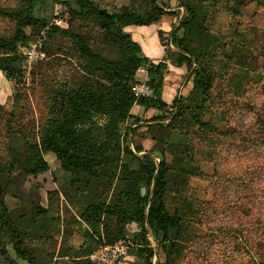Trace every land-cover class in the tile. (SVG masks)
Returning <instances> with one entry per match:
<instances>
[{
	"label": "rangeland",
	"instance_id": "rangeland-1",
	"mask_svg": "<svg viewBox=\"0 0 264 264\" xmlns=\"http://www.w3.org/2000/svg\"><path fill=\"white\" fill-rule=\"evenodd\" d=\"M24 1L0 0V38L9 39L15 33V15ZM91 1L111 13L129 10L147 17L156 9L167 11L155 25L164 58L157 64L151 62H165L173 70L164 76L171 86L175 81L176 88L170 90V97L163 93L169 108L155 111L152 118L133 116L131 110V118L119 126L112 151L105 155L106 161L119 162L102 164L97 177L65 170L48 153L44 159L50 170L45 174L28 176L13 167L16 157L24 161L29 145L39 144L47 127L57 121L63 96L84 88L105 91L101 73L77 54L70 39L50 29L83 37L103 59L114 62L121 58L117 43L81 16L76 0H43L38 5L35 16L47 27L38 31L27 28L29 42L18 49L17 56L23 58L22 53L37 47L45 58L32 68L24 63L19 66L21 82L14 88L16 81L7 80L12 97L0 108V183L25 247L37 264H97L91 257L102 247L103 225L113 227L116 220L85 223L81 215L87 207L105 202L115 205L123 199L124 177L139 169L135 158L152 153L158 164L160 154L165 153L173 166L185 151L188 160L184 164L192 160L191 168H198L214 160V171L206 172L207 180L191 182L184 196L189 200L185 217L179 213L181 202L175 188L169 191L168 210L181 219L179 237L178 230H173L171 241L163 242L162 235H154L147 226L151 248H145L141 226H130L129 239L124 242L127 255L117 264H146V249L153 252L152 264H166V255L170 264H264V0ZM185 4L198 13L197 25L189 31L183 28L189 20ZM58 19L63 21L62 28L55 24ZM177 63L183 64V72L178 74L173 73ZM201 69L211 85L194 99L195 75ZM144 70L136 73L134 95L149 81L148 67ZM175 99L180 101L177 109ZM194 117L209 128L200 129ZM147 140L151 144L144 148ZM172 241H178L179 248L173 249ZM0 264H27L16 256L1 222Z\"/></svg>",
	"mask_w": 264,
	"mask_h": 264
},
{
	"label": "trees",
	"instance_id": "trees-1",
	"mask_svg": "<svg viewBox=\"0 0 264 264\" xmlns=\"http://www.w3.org/2000/svg\"><path fill=\"white\" fill-rule=\"evenodd\" d=\"M43 0H25L23 8L20 9L16 17V30L9 39L0 38V72L8 80H15L16 88L21 82L19 76V66L24 63L22 57L17 56L20 47H25L29 42L26 34L27 28L38 31L46 29L47 23L39 20L35 16L38 5ZM80 9V14L85 19L97 26L105 35L117 43L121 50V58L118 61H109L96 55L90 48L86 40L68 31L57 28L50 29L53 34L62 33L70 39L77 54L86 57L91 63V67L101 73L100 78L105 84H101L105 91H93L91 89H80L72 92L68 96H63V106L60 112H56L58 119L53 122L41 138L39 144L29 145V151L24 161L16 157L14 166L28 176L45 174L50 170L44 159V154H53L57 161L65 170L74 174H84L90 177H97L101 165L113 166L119 161H106L105 155L112 151L111 144L118 139L119 126L128 118L134 105H139L146 111L155 110L159 113L166 111L169 105L163 100V89L165 83V72L168 70L165 62L154 65L143 55L141 46L132 40V37L124 32L128 27H150L160 23L167 11L156 9L150 16L143 17L136 13L124 10L120 13H111L106 9L98 8L91 0H76ZM180 1V0H179ZM189 20L184 23L185 31L194 29L198 22V13L194 7L184 5ZM159 32V36H161ZM190 66L191 61L185 59ZM183 64L177 63L176 68H181ZM148 67L149 81L148 87L153 91V99L136 98L132 85L135 83L136 73L140 68ZM205 71L201 69L195 75L193 95L205 94L211 85ZM92 74V73H91ZM180 101H173V106H179ZM0 108H4L0 105ZM177 109V108H176ZM197 110L199 108L197 107ZM177 114L180 111L177 110ZM197 124L204 128H209L205 123H201L199 117H194ZM98 120H103V125H99ZM173 122L171 120L170 124ZM154 141V140H153ZM165 154V153H164ZM160 154V161L156 164L151 154L142 158H135L139 169L137 172H129L126 177V188L120 191L123 199L115 205H108L107 202L99 205H90L81 215V220L85 223H102L115 218V225H103L102 247L115 246L128 240L125 237V229L131 224L141 226V239L145 248H151L147 240L149 230L156 236L162 235L163 242H170L171 231L181 230V219L171 216L166 200L172 187L175 194L180 198V214L184 217L189 211V203L184 197L189 190L190 178H204L200 167L191 168L192 160L187 162L185 151H182L173 166L166 161V155ZM211 162H214L212 160ZM177 163V164H175ZM176 174L173 178L170 176ZM112 179H113V175ZM184 176L188 180H182ZM125 182L124 180H122ZM143 189L146 193L143 194ZM173 189V188H172ZM179 214V215H180ZM103 218V219H102ZM0 222L4 225L5 231L11 237L16 256L27 264H37L36 259L25 247L24 240L11 220L10 213L4 200V190L0 183ZM105 224V223H104ZM148 226V228H147ZM101 238V237H100ZM178 241H172L173 249L179 248ZM120 244V245H122ZM101 247V248H102ZM144 253L148 256L146 264H152L153 252L146 249ZM167 263L170 264L169 255Z\"/></svg>",
	"mask_w": 264,
	"mask_h": 264
},
{
	"label": "crops",
	"instance_id": "crops-1",
	"mask_svg": "<svg viewBox=\"0 0 264 264\" xmlns=\"http://www.w3.org/2000/svg\"><path fill=\"white\" fill-rule=\"evenodd\" d=\"M124 32L129 34L132 37V40L134 42H137L141 46L144 56L146 58H148L150 61H152L155 64L162 61V59L164 58V50L162 49L160 42L157 39L158 29H155V25L150 26V27H140V28L139 27H128L124 29ZM168 70L171 71L170 68ZM178 72H183V69L175 68V71L173 73L178 74ZM145 80H147V76L145 77ZM191 86H192V83L190 80L188 82V89H190ZM172 88H176V82L174 81L173 86H171V83L166 78L165 83H164V89H163L164 95L167 94L169 97L172 96V93L170 92ZM11 97H12V86L7 81V79L4 77V75L0 72V105L3 107H6L10 103ZM165 102L168 105H170V101L167 100ZM154 112L155 110L146 111L144 108H141L140 106L136 105L133 107L131 114H133V116H136V114L137 116L142 115L145 119H149L155 115ZM150 144L151 142H149L148 140L144 141L143 147L149 148ZM211 163L213 162L203 163L200 166L201 172L204 175V178H203L204 180L208 179V175L206 172L214 171V163L213 164ZM194 179L201 180V178H190L189 189H191V184H192L191 182ZM134 225L137 226L136 224H131L127 226V228L125 229V237L127 239H129V235H128L129 229L128 228ZM135 236L136 235H134V237ZM126 260L127 259H124L123 261H126Z\"/></svg>",
	"mask_w": 264,
	"mask_h": 264
},
{
	"label": "built area",
	"instance_id": "built-area-1",
	"mask_svg": "<svg viewBox=\"0 0 264 264\" xmlns=\"http://www.w3.org/2000/svg\"><path fill=\"white\" fill-rule=\"evenodd\" d=\"M56 16L59 17V13ZM55 24L59 28H62V19H58ZM22 54L24 58V64L28 68H32L39 60H43L45 58V54L41 53V51L37 47ZM143 73H145L144 68H140L137 71L138 75ZM135 96L136 98L153 99L154 93L146 83L140 89L135 90ZM127 251L128 248L124 245L102 247L97 255L91 257V261L97 264H117L127 255Z\"/></svg>",
	"mask_w": 264,
	"mask_h": 264
}]
</instances>
